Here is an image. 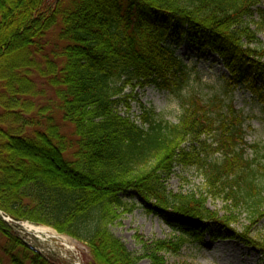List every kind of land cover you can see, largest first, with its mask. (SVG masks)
<instances>
[{
    "label": "trees",
    "instance_id": "obj_1",
    "mask_svg": "<svg viewBox=\"0 0 264 264\" xmlns=\"http://www.w3.org/2000/svg\"><path fill=\"white\" fill-rule=\"evenodd\" d=\"M262 6L264 0H0V211L80 242L88 250L83 264H165L162 253L200 242L211 225L231 231L242 209L248 227L231 238L264 256V234L248 238L264 219V147L245 144V120L230 100L184 92L190 74L172 48L189 42L209 49L228 73L224 96L248 84L264 113ZM33 75L52 91L46 107ZM129 87L175 96L177 123L143 106L137 119L121 115ZM57 114L72 132L61 130ZM176 167L195 169L203 189L169 192ZM131 191L149 213L185 222L173 240L143 244L139 257L109 230L130 212L120 195ZM208 199L223 203L222 215L207 208ZM0 237V264H66L28 249L1 220Z\"/></svg>",
    "mask_w": 264,
    "mask_h": 264
},
{
    "label": "rangeland",
    "instance_id": "obj_2",
    "mask_svg": "<svg viewBox=\"0 0 264 264\" xmlns=\"http://www.w3.org/2000/svg\"><path fill=\"white\" fill-rule=\"evenodd\" d=\"M261 9L264 10V6ZM256 17L257 15L254 13L253 18L256 19ZM257 35L264 45V27L260 32H257ZM172 48L175 56L186 66V70L190 74L188 86L184 92H190L204 100L214 95H219L221 99L224 98L226 103L230 100L234 109L245 120L243 124L245 144L248 147L258 146L262 149L264 147V113L248 89V84L237 86L230 98L225 97L224 89L228 73L215 54L209 49L189 42L174 44ZM33 79L36 86L43 92V96L38 97L39 105L46 107L54 100L52 91L44 86L35 75H33ZM255 83L259 85L261 82L255 81ZM124 95L125 104L120 105L117 109L121 115L137 119L141 113V106H143L145 109H152L161 115L165 121L171 124L177 123L180 108L179 100L175 96L154 87H145L144 89L129 87L125 89ZM55 118L61 125V130L66 133L72 132L69 125L60 122L59 114ZM252 151L253 149L248 148L246 153L251 156ZM203 187L202 178L192 168L176 167L166 182L167 190L173 194L199 192ZM120 198L130 209V212L122 213L120 219L110 226L109 230L133 256L139 257L144 254L143 244L145 243L173 240L178 236V229L185 223L182 219L173 218L168 214L156 216L149 213L140 204L139 197L135 192L122 194ZM223 206L220 200H207V208L212 212L222 215ZM237 217L236 224L231 227V231L211 225L200 242L189 241L176 254L162 253L161 256L164 258L165 264H264V256L259 254L255 246H246L238 239L231 238L243 234L249 224L245 210L240 209ZM19 225L21 231H25L23 238L26 243H30L34 237V233L32 234L34 229L43 230L52 236L47 238L48 243L51 244L55 252L60 254L58 256L61 259L63 258L61 256L69 259L68 261L62 259L61 262L83 264L88 257V250L83 244L57 233L52 228L29 222H19ZM28 227L33 230L29 232ZM263 234L264 219L252 228L248 238L256 241ZM2 244L3 239L0 237V247ZM47 254L52 253L47 252ZM138 264L151 263L148 259H141Z\"/></svg>",
    "mask_w": 264,
    "mask_h": 264
},
{
    "label": "water",
    "instance_id": "obj_3",
    "mask_svg": "<svg viewBox=\"0 0 264 264\" xmlns=\"http://www.w3.org/2000/svg\"><path fill=\"white\" fill-rule=\"evenodd\" d=\"M0 220H1L6 226H8L11 230H13L15 233L22 234L21 232H19V231L15 228L14 224L12 223V221H11L9 218L5 217L1 211H0ZM72 264H74V263L72 262Z\"/></svg>",
    "mask_w": 264,
    "mask_h": 264
},
{
    "label": "bare ground",
    "instance_id": "obj_4",
    "mask_svg": "<svg viewBox=\"0 0 264 264\" xmlns=\"http://www.w3.org/2000/svg\"><path fill=\"white\" fill-rule=\"evenodd\" d=\"M28 230H29V232H31L32 230H33V228H31V227H28ZM35 230V229H34ZM37 231H39L40 233H45V232H43V230H37Z\"/></svg>",
    "mask_w": 264,
    "mask_h": 264
}]
</instances>
